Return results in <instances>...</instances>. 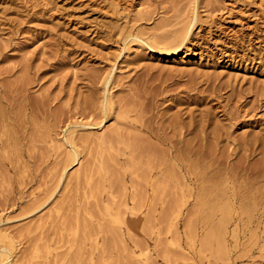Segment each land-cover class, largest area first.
Masks as SVG:
<instances>
[{
    "label": "rangeland",
    "instance_id": "rangeland-1",
    "mask_svg": "<svg viewBox=\"0 0 264 264\" xmlns=\"http://www.w3.org/2000/svg\"><path fill=\"white\" fill-rule=\"evenodd\" d=\"M196 2L200 19L183 47L124 44L125 30L177 26ZM186 93L204 97L185 103L194 113L230 108L225 155L242 134L259 140L253 155L207 166L219 173L196 182L211 185L203 197L180 167L194 158L170 161L153 138L126 146L127 131L144 133L130 127L134 114L125 123L114 115L145 94L154 98L146 115L168 116ZM104 96L114 108L106 119L75 125L97 120ZM263 141L264 0H0V264H264V200L260 210L247 200L264 189Z\"/></svg>",
    "mask_w": 264,
    "mask_h": 264
},
{
    "label": "bare ground",
    "instance_id": "bare-ground-1",
    "mask_svg": "<svg viewBox=\"0 0 264 264\" xmlns=\"http://www.w3.org/2000/svg\"><path fill=\"white\" fill-rule=\"evenodd\" d=\"M193 1V0H192ZM194 3V2H193ZM174 6V5H173ZM197 2H196V6L194 7L191 6V10L189 12L188 15H186L184 18H180V20L177 22V26H174V24L172 23V25L174 26H170L171 28L168 29H164L162 31H160L159 33H153L151 34V36H144L142 34V30L139 33V31H133L132 30H128L122 34L123 35V42L126 45L127 43H131V42H136V43H140V44H147L149 47L153 48V49H158L160 50V52H172L175 51L176 49L183 47L185 42L189 40V38L191 37L193 31L192 29L195 27V25L197 24L198 20L200 19V15L199 12L197 10ZM178 11V10H177ZM185 11V9H184ZM187 11V10H186ZM181 12V11H180ZM181 14V13H180ZM178 15V14H177ZM176 16V15H175ZM179 19V18H178ZM173 20V19H172ZM170 22V20H169ZM165 24V23H164ZM163 24V25H164ZM162 25V27H164ZM176 25V24H175ZM157 27V26H156ZM130 28V27H129ZM155 29V28H154ZM146 34L147 31H146ZM127 46V45H126ZM125 46V47H126ZM104 85L106 83H108V77H106V79H104L103 81ZM106 88V87H105ZM144 93V92H143ZM193 94V93H192ZM192 94L190 93H186V95L183 98H172V103L177 105V109L170 115L165 116L164 113L160 114V115H156L155 112V116H148L146 115L149 110L151 109V106L153 105H149L148 101L149 100H153L154 98H149V95L146 96L144 94V96H138L137 94H135V98L134 102L132 103L133 107L130 109L125 110L124 114L122 113L121 110H118L117 112L114 111V115L115 116H120L124 119V123L125 121L128 120V118H130V115L134 114L135 118L132 117V119L128 120V122H130V127L132 126L134 129L137 128L138 126V130L144 133V134H132L127 131L125 134L126 135L125 138L129 143L126 144V146L128 145H134L137 146V148H140V150L144 147V145H142L141 143H139L140 141L143 140L147 141L148 143H150V139L153 138L155 140H157L158 142H160L161 144H164L166 146V152L165 154L168 157V160H187L188 159H192L193 158L196 160V162H192L191 164L187 163H183L180 164L182 170L187 174L186 176V180L190 181L191 183H196V182H203L205 183L206 180H211L213 177H215L219 172L216 170V168H212L209 169L211 163L218 161V163H220L221 159H225L230 153L233 154L235 153V151H240V156L239 157H243V158H247L249 155H251L252 153H255V149L257 147L256 143L258 140L256 135H253L252 138H249V140L245 139V137L247 136V134H242L240 136H242V138H240V140H236L237 141V146L235 145V147H232L231 150L228 152V154L225 155V149L224 148H220V142L224 139L228 140V134H227V129L228 127H231L233 124H235L234 122V116L233 114L229 111L226 110L225 108L222 109V114H218L217 111H215V109H212V105H209L207 107H200L198 109V112L194 113V108H186V104L190 103V102H194L196 104H200L203 102L204 97H195L192 96ZM229 95V94H228ZM152 96V95H151ZM154 96V95H153ZM214 97V96H213ZM215 97H217V95H215ZM219 97H221V95H219ZM212 98V97H211ZM233 98V97H232ZM132 100V99H131ZM243 100V99H242ZM111 99L108 96H104L103 97V113L98 117L97 120H95L94 122H81V123H77L75 125L77 126H83V125H100L105 119H106V110L109 109L111 106ZM155 101V100H154ZM238 101V99H237ZM153 102V101H152ZM206 102V101H205ZM113 103V102H112ZM186 103V104H185ZM214 103V102H213ZM148 104V105H147ZM185 104V105H184ZM241 104V103H240ZM102 105V104H101ZM131 105V106H132ZM156 106V105H155ZM181 106V107H180ZM198 106V105H197ZM216 107V106H215ZM236 107V106H235ZM239 107V106H238ZM237 107V108H238ZM112 109H114L112 107ZM240 109V108H239ZM116 110V109H115ZM156 110L157 107H156ZM218 110V109H216ZM220 110V109H219ZM113 111V110H112ZM153 111V110H152ZM155 111V110H154ZM235 111V110H234ZM158 112V111H157ZM187 112V117L188 119H184L186 116H183L184 113ZM235 113V112H234ZM238 113V111H237ZM236 113V114H237ZM235 115V114H234ZM113 116V115H111ZM237 117V116H236ZM97 118V117H96ZM95 118V119H96ZM120 118V119H122ZM155 118V119H154ZM242 119V118H241ZM119 120V118H118ZM123 122V121H122ZM237 122V121H236ZM239 123V122H238ZM236 123V124H238ZM156 124V125H154ZM129 127V128H130ZM133 129V130H134ZM136 129V130H137ZM231 130V129H230ZM74 132L75 129H69L65 135V139L66 141L70 144V146L72 147V150L69 151L68 157L70 158V160L74 161L76 159V156L78 155V152L76 150V148L74 147L76 144L75 142V136H74ZM112 132V131H111ZM134 132V131H133ZM136 132V131H135ZM108 133V132H107ZM107 133H102L100 134V139L101 140H105V139H110ZM245 133V131H244ZM260 134V133H259ZM84 135V134H82ZM112 135V133H111ZM119 137L121 134H119ZM116 136V135H115ZM115 136H111L115 137ZM117 137V136H116ZM117 137V139L119 138ZM251 137V136H250ZM262 137V135H261ZM84 139V136L82 137ZM81 138V139H82ZM90 138V137H89ZM99 138V137H98ZM97 138V139H98ZM64 139V140H65ZM110 139V140H111ZM115 139V138H114ZM121 139H123L121 137ZM87 140V139H86ZM99 140V139H98ZM109 140V141H110ZM106 141V140H105ZM104 141V142H105ZM118 141V140H117ZM122 141V140H121ZM125 140H123L124 142ZM134 141V142H133ZM235 141V140H233ZM239 141V143H238ZM83 142V141H80ZM146 142V143H147ZM231 142V141H230ZM108 143V142H107ZM264 143V141H263ZM124 144V143H122ZM141 144V145H140ZM223 144V143H222ZM150 145V144H149ZM225 145V144H224ZM229 145V144H228ZM264 145V144H263ZM98 146V145H97ZM102 146V145H101ZM141 146H143L141 148ZM74 147V148H73ZM130 147V146H128ZM133 147V146H131ZM146 148V146H145ZM260 150L262 151V153L264 152V146L259 147ZM135 149V148H132ZM148 149V148H146ZM144 149V150H146ZM139 150V149H138ZM154 150V149H153ZM106 151V150H105ZM129 151V150H128ZM137 151V150H136ZM135 151V152H136ZM143 151V150H142ZM233 151V152H231ZM102 152V151H101ZM139 152V151H138ZM148 152V151H147ZM137 153V152H136ZM141 153V151L139 152ZM142 154V153H141ZM163 155V154H162ZM160 155V156H162ZM253 155V154H252ZM263 155V154H262ZM231 156V155H229ZM233 156V155H232ZM133 160V159H132ZM166 160V158H165ZM167 161V160H166ZM165 161V162H166ZM224 161V160H222ZM69 162V161H68ZM103 162V161H102ZM200 162V163H199ZM226 162V161H225ZM242 162V160H241ZM171 163V162H170ZM169 163V164H170ZM175 163V161H174ZM168 164V165H169ZM172 164V163H171ZM170 164V165H171ZM173 165V164H172ZM215 165V164H214ZM235 165V164H234ZM242 165V164H241ZM264 165V164H262ZM212 166V165H211ZM227 166V165H226ZM173 167V166H171ZM170 167V168H171ZM175 167V165H174ZM215 167V166H212ZM217 167V166H216ZM239 167V165H238ZM255 167V166H254ZM261 167V166H260ZM178 168V167H177ZM219 168V166L217 167ZM243 168V166H242ZM172 169V168H171ZM179 169V168H178ZM257 169V168H256ZM260 169V168H259ZM264 170V167L261 168ZM173 170V169H172ZM175 170V168H174ZM173 170V171H174ZM214 170V171H213ZM220 170V169H219ZM227 170V169H226ZM235 170V169H234ZM177 171V169H176ZM174 171V172H176ZM213 171V173H212ZM221 171V170H220ZM257 171V170H256ZM256 171L254 172V177L257 174ZM226 172V171H225ZM232 172V171H231ZM236 172V171H235ZM252 173L251 171H248ZM247 172V173H248ZM258 172V171H257ZM168 173V172H167ZM181 175V173H179ZM259 174V173H258ZM168 175V174H167ZM176 175V174H175ZM179 175V176H180ZM264 175V174H263ZM160 176V175H159ZM169 176V175H168ZM172 176V175H171ZM171 176H169V178H171ZM221 176V175H220ZM245 176V175H244ZM247 176V174H246ZM251 176V175H250ZM253 176V173H252ZM249 177V176H248ZM259 177V176H258ZM168 178V177H167ZM168 178V179H169ZM228 178V177H227ZM261 179V175L259 177ZM155 179V178H154ZM215 179V178H214ZM219 179V178H218ZM231 179H233V177H231ZM164 180V179H163ZM172 180V178L170 179ZM182 180V177H181ZM217 180V179H216ZM222 180V179H220ZM247 180V179H246ZM259 180V179H258ZM264 180V179H263ZM174 181V180H173ZM234 181V179H233ZM257 181V180H256ZM255 181V182H256ZM210 182H215L213 180H211ZM226 182V181H225ZM251 183V181H249ZM254 182V181H253ZM167 183V182H166ZM198 183V184H199ZM192 184V185H193ZM197 184V183H196ZM195 184V185H196ZM197 184V193L200 195L198 196V194H196L198 197H203V194H206V189L209 185V187L211 186L210 184L207 185V187H205L204 185H202V183L198 186ZM234 184V183H233ZM249 184V183H247ZM175 185V184H174ZM183 185V184H182ZM206 185V184H205ZM214 184H212L213 187ZM217 185V184H216ZM243 185V184H241ZM251 185V184H250ZM254 186V184H253ZM181 187V185H180ZM183 187V186H182ZM191 187V186H190ZM196 187V186H195ZM194 187V188H195ZM215 187V186H214ZM228 187V186H227ZM239 187V186H238ZM249 187V186H248ZM258 187V186H257ZM192 188V187H191ZM234 188V187H233ZM231 190L232 192V198L236 195V189ZM251 188V187H250ZM249 188V189H250ZM188 189V188H187ZM209 189V188H208ZM228 189V188H227ZM248 189V188H247ZM244 190V188H243ZM253 190V189H252ZM250 189V191H252ZM208 191V190H207ZM229 191V190H228ZM245 192V191H244ZM183 193V192H182ZM188 193V192H187ZM196 193V192H195ZM222 193V192H221ZM226 193V192H225ZM252 193H254L252 196H250V198H247L252 200L249 201L252 205H254L256 208L259 205V207L261 208L262 206V200H264V189L262 188L261 190L259 189L258 193L256 191H253ZM256 193V194H255ZM248 194H249V190H248ZM184 195V194H183ZM195 195V196H196ZM220 195V194H219ZM225 195V194H224ZM196 196V197H197ZM222 196V194H221ZM228 195H225V198ZM244 195H240V197ZM181 197V195H180ZM221 198V197H220ZM185 199V197H184ZM196 199V198H195ZM198 199V198H197ZM201 199V198H200ZM200 199H198L197 201H199ZM230 199V197H229ZM235 199V197H234ZM245 199V198H244ZM181 200V198L179 199ZM202 200V199H201ZM200 200V202H201ZM221 200V199H220ZM183 201V200H182ZM181 201V202H182ZM186 201V199H185ZM185 201L184 204H185ZM210 199H209V203H210ZM243 201V200H242ZM241 201V202H242ZM164 202V201H163ZM180 203V201H178ZM203 202H207V201H202L201 203L203 204ZM219 202V201H218ZM247 202V203H248ZM177 203V202H176ZM178 203V204H179ZM196 203V202H195ZM208 203V204H209ZM212 204V203H211ZM243 204V203H242ZM181 205V204H179ZM233 205V204H232ZM261 205V206H260ZM198 206V205H196ZM249 206V205H248ZM192 207H194V205H192ZM199 207V206H198ZM205 207V206H204ZM208 207V206H207ZM254 207V208H255ZM259 207L257 209H259ZM264 208V207H263ZM206 209V208H205ZM210 209V208H209ZM252 209V208H251ZM256 209V210H257ZM238 210V209H237ZM260 210V209H259ZM264 210V209H263ZM229 211V210H228ZM222 212V211H221ZM223 213V212H222ZM232 213V212H231ZM260 213H263L260 212ZM264 215V214H263ZM246 216V215H245ZM211 217V216H210ZM228 217V216H227ZM226 216L222 215L220 217V222L223 221L226 222L227 218ZM241 217V216H240ZM239 217V218H240ZM261 217V216H260ZM242 218V217H241ZM239 220V219H238ZM229 221V220H228ZM222 223V222H221ZM226 225V223H224ZM229 224V223H228ZM257 226V225H256ZM223 228V227H222ZM210 229V228H209ZM221 230V229H220ZM223 230V229H222ZM264 230V229H263ZM209 232V231H208ZM263 232V231H262ZM207 233V232H206ZM208 234H212V232L208 233ZM214 234V233H213ZM212 234V235H213ZM258 234V233H257ZM211 235V236H212ZM219 236V235H217ZM6 237V236H5ZM210 237V236H209ZM2 240V236L0 237ZM211 238V237H210ZM251 238V237H250ZM208 239V238H207ZM257 239V238H256ZM206 240V239H204ZM217 240H219L217 238ZM207 241V240H206ZM8 242V241H7ZM256 242V241H255ZM264 242V241H263ZM261 245V244H260ZM259 245V246H260ZM258 247V246H257ZM261 248V247H260ZM261 250V249H260ZM8 251V248L3 246L1 248L0 251V255L4 256L3 254H5ZM259 251V250H258ZM7 254V253H6ZM7 258V257H6Z\"/></svg>",
    "mask_w": 264,
    "mask_h": 264
}]
</instances>
